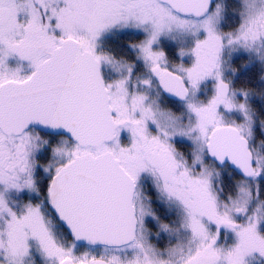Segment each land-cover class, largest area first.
<instances>
[{
    "label": "snow or ice",
    "instance_id": "snow-or-ice-1",
    "mask_svg": "<svg viewBox=\"0 0 264 264\" xmlns=\"http://www.w3.org/2000/svg\"><path fill=\"white\" fill-rule=\"evenodd\" d=\"M0 264H264V0H0Z\"/></svg>",
    "mask_w": 264,
    "mask_h": 264
}]
</instances>
